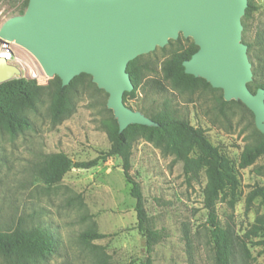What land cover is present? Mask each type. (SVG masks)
Instances as JSON below:
<instances>
[{"label":"rangeland","instance_id":"374dc122","mask_svg":"<svg viewBox=\"0 0 264 264\" xmlns=\"http://www.w3.org/2000/svg\"><path fill=\"white\" fill-rule=\"evenodd\" d=\"M28 6L29 0H0V29ZM248 7L242 17V43L248 46L252 81L256 67L258 82L264 83V0H248ZM195 47L194 39L180 32L164 47L132 60L137 88L123 101L154 122L124 130L131 146L130 173L144 197L147 230L142 233L121 155L91 169H72L54 185L39 174L49 155L65 153L74 161H89L111 149L120 125L108 106L109 93L86 73L63 86L28 49L16 42L0 43V54H10L9 63L21 70L14 79L31 82L23 92L0 83V106L29 122L15 133L0 123V227H39L53 242V252L34 255L30 264H216L206 208L214 178L211 151L228 174L213 203L227 237L229 264H264V199H249L255 186H264V155L241 166L243 152L263 143L264 134L254 113L238 99L226 100L223 89L206 79L210 86L191 80L180 66L168 74L166 62ZM60 97L62 108L57 106ZM155 114L200 131L187 160L169 149L156 131L144 128L158 126ZM171 128L178 140L188 141L179 125ZM93 231L107 236L91 244L80 238ZM0 264L9 261L0 255Z\"/></svg>","mask_w":264,"mask_h":264},{"label":"water","instance_id":"95a60500","mask_svg":"<svg viewBox=\"0 0 264 264\" xmlns=\"http://www.w3.org/2000/svg\"><path fill=\"white\" fill-rule=\"evenodd\" d=\"M247 7L248 0H29L24 14L2 25L0 43L28 49L63 86L83 73L92 75L109 93L122 133L131 124H154L123 101L134 89L129 63L183 32L199 47L183 63L185 72L223 89L226 100L242 101L264 134V88L253 93L248 86L252 64L242 43ZM20 71L0 54V83Z\"/></svg>","mask_w":264,"mask_h":264},{"label":"trees","instance_id":"16d2710c","mask_svg":"<svg viewBox=\"0 0 264 264\" xmlns=\"http://www.w3.org/2000/svg\"><path fill=\"white\" fill-rule=\"evenodd\" d=\"M251 8L252 6L249 5L246 13L247 17L250 16ZM198 50L199 47L191 48L186 52V54L180 55L175 59L168 60L166 62V70L168 74L174 72L175 69L180 66L184 71L183 74L187 75L183 63L186 60L191 59L192 56ZM249 53H251L250 57L251 60H253L251 44L249 45ZM127 71L131 76L132 82L134 84V89L132 92H126L124 94V101L128 96L134 95V91L137 88V71L134 69V61H131L129 63ZM253 71L254 80L249 84V88L253 93H256L252 89L255 88V90L257 91L260 87L264 88V83L258 82L259 76L256 67H254ZM189 77L193 81H203L206 85L210 86V84L202 78H196L193 75H190ZM73 80L70 82V84L73 82ZM6 84L11 89L23 92L29 88L31 82L26 78H19L10 80L6 82ZM61 90L63 91L64 87H61ZM25 101L28 106H33V101L31 99L25 98ZM63 101L64 98L60 97L57 101L58 108L63 107ZM152 117L153 120L158 124V126H144V128L150 129L151 131H156L161 138L167 141V146L169 149H171L179 156H182V154H184L185 159L187 160V155L193 149L196 140L201 136L200 131L196 130L188 123L176 120L173 121L163 115L155 114ZM0 123L10 133H15L18 128H22L23 126L29 124L28 119L25 115L2 108L1 106ZM173 124L179 125L188 135V141L186 143L177 139L173 129L171 128ZM134 126L135 125H130L128 128H132ZM125 131L123 133L119 132V130L116 131L114 133L111 149L107 152H102L99 156L89 161H74L65 153H56L49 155L45 158L43 162V168L41 169L39 174L45 183H47L48 185H54L60 182L64 178V176L72 169H91L98 166L100 162H105L115 155H121L123 158L122 167L124 176L127 182L131 185V196L136 200L135 210L137 213L138 229L142 233H144L147 230V216L144 205V197L140 182L137 181L130 173L131 146L126 139ZM211 155L213 160L212 172L214 178L210 185V189L206 199V208L208 210L209 216L208 225L210 227L212 240L214 242V247L216 250V264H229L227 237L219 225L217 211L213 203L215 198L220 194L221 190L224 188L225 179L226 177H228V174L225 171V166L220 160L219 155L214 154L212 151ZM262 155H264V142L243 152L241 157V166H249L255 159ZM257 197H262L264 199V186L257 185L251 191L249 199L252 201ZM106 236L107 235L105 234L93 231L82 233L80 235V238L85 243L91 244V242L105 238ZM260 244L264 245V241H262ZM51 252H53L52 239L47 236L44 231L39 227L26 228L23 227L21 224L10 229H3L0 227V255L6 258L9 261V264H18L19 262L21 264H30L28 259L32 258L34 255L50 254Z\"/></svg>","mask_w":264,"mask_h":264},{"label":"built area","instance_id":"2783aa9c","mask_svg":"<svg viewBox=\"0 0 264 264\" xmlns=\"http://www.w3.org/2000/svg\"><path fill=\"white\" fill-rule=\"evenodd\" d=\"M6 57H7L8 59H10V58H11V55H10V54H9V56L6 55Z\"/></svg>","mask_w":264,"mask_h":264},{"label":"bare ground","instance_id":"6f19581e","mask_svg":"<svg viewBox=\"0 0 264 264\" xmlns=\"http://www.w3.org/2000/svg\"><path fill=\"white\" fill-rule=\"evenodd\" d=\"M4 55H7V54H4ZM7 56H9V55H7Z\"/></svg>","mask_w":264,"mask_h":264}]
</instances>
